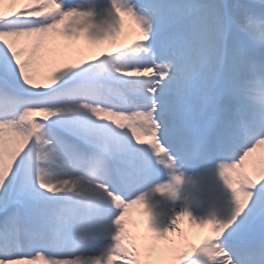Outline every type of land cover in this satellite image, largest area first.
<instances>
[{
	"label": "snow or ice",
	"instance_id": "1",
	"mask_svg": "<svg viewBox=\"0 0 264 264\" xmlns=\"http://www.w3.org/2000/svg\"><path fill=\"white\" fill-rule=\"evenodd\" d=\"M113 8L115 23L93 32L91 13L63 10L62 0H0V99L10 102L0 109V211L24 204L39 225L21 227L16 211L0 219V264H101L41 227L66 193L79 192L65 160L82 155L76 142L108 151L111 167L98 187L123 209L103 264H264V240L233 243L264 216V112L241 102L225 70L231 63L264 92V0H232L231 24L255 50L227 59L222 13L207 11L204 0H113ZM222 72L231 92L219 117V169L234 211L198 220L184 210L174 228L158 230L136 191L153 169L172 168L192 150L193 80L200 77L205 100ZM165 189L175 196L171 185L157 191Z\"/></svg>",
	"mask_w": 264,
	"mask_h": 264
},
{
	"label": "clouds",
	"instance_id": "2",
	"mask_svg": "<svg viewBox=\"0 0 264 264\" xmlns=\"http://www.w3.org/2000/svg\"><path fill=\"white\" fill-rule=\"evenodd\" d=\"M225 70L234 78L233 92L241 102L249 108L264 112V92H261L255 83L248 84L242 76H237L231 63L225 66ZM192 143L194 147L189 154L195 156L200 152L201 145L196 141ZM110 167L109 153L103 148H94L73 160L67 171L70 177L78 182L79 192L66 193L50 217L41 225L54 241L65 239L73 232L75 244L78 245L87 239L91 222L99 219L101 205L108 199L98 185L106 182L105 177Z\"/></svg>",
	"mask_w": 264,
	"mask_h": 264
},
{
	"label": "bare ground",
	"instance_id": "3",
	"mask_svg": "<svg viewBox=\"0 0 264 264\" xmlns=\"http://www.w3.org/2000/svg\"><path fill=\"white\" fill-rule=\"evenodd\" d=\"M67 0H62V4H63V9H64V7L67 5V2H66ZM88 22L89 23H91L92 25H93V28L91 29V31H93V32H96V31H99V30H101V29H104V24H103V22H101V21H99L98 20V22H95V21H89V18H88ZM4 100H7L6 98L4 99ZM6 104L7 105H9L10 104V102L7 100V102H6ZM7 107H9V106H7ZM68 157H71V155H68ZM192 206H193V212H194V214H192V216L193 217H195L196 219H204V217L205 216H203V218H201L200 217V214L202 213L203 214V208L202 207H197V206H195V205H193L192 204ZM17 207H18V205H16V203H10V205H9V207H8V209H6V210H4V211H0V219H2L5 215H7L8 214V212H11V211H16L17 213H18V219H19V222H20V224H21V227H23L22 226V220H23V213L19 210V209H17ZM27 209H28V214L30 215V217L33 219V215H32V212L30 211V209L28 208V207H26ZM136 208H139L138 206L136 207ZM199 211L201 212V213H199ZM117 212V208L114 206V204L112 203V201L110 200V199H106L103 203H102V205H101V211H100V217H99V220L100 219H107V218H109V219H113L112 220V224H114V227L116 228V230L118 231L119 230V225H117L116 223H115V220L116 219H114V218H112L114 215H115V213ZM138 212V211H137ZM209 212H211V211H209ZM179 213V212H178ZM198 213V214H197ZM216 213V212H215ZM141 214H144V212H142ZM144 216V215H143ZM220 216H221V218H227V214H225L224 212H220ZM140 217H142V215H140L139 216V218ZM144 218V217H143ZM146 218V217H145ZM158 222H159V220H158V217H157V215H156V217L155 218H152V221H151V223H152V226H155V225H158ZM169 223L167 224L168 226L171 224V221H168ZM159 227H161V226H159ZM173 227V226H172ZM115 244H116V241H115ZM67 245V247H69V248H73L74 246L73 245H71V244H66ZM115 247V246H114Z\"/></svg>",
	"mask_w": 264,
	"mask_h": 264
}]
</instances>
